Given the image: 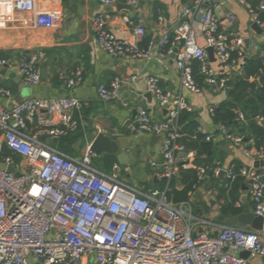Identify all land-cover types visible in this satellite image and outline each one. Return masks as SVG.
<instances>
[{"label":"built area","instance_id":"built-area-1","mask_svg":"<svg viewBox=\"0 0 264 264\" xmlns=\"http://www.w3.org/2000/svg\"><path fill=\"white\" fill-rule=\"evenodd\" d=\"M37 1L0 0V29L15 24L45 27L61 21L58 10H41ZM96 1L103 7L123 1L134 11L133 16L122 18L123 24L133 29V40L119 37L108 27L110 12L94 18L93 30L100 48L114 58L149 60L155 52L174 56L182 89L196 94L202 90L193 75L194 61L200 63L204 86L214 93H227L231 89L227 73L243 68L245 40L229 31L237 18L227 14L221 21L208 5L209 0H193L191 5L182 6L173 31L166 28V18L160 15V34L145 49L141 47L147 34L142 0ZM257 1L254 5L239 0L253 22L264 29L259 19L264 0ZM208 49L213 50L215 62H211ZM44 56L41 52L18 61L27 85L40 83V59ZM260 58L264 61V49ZM14 63L0 59V67ZM136 79L133 77L132 83ZM83 81V69L78 67L66 77V86L71 89ZM146 83L158 107L166 110V119L155 122L145 107L137 106L136 117L128 126L132 133L157 136L162 141L163 160L150 166L165 186L149 193L121 181L118 164L111 172L99 170L90 147L76 159L54 146V141L79 130L75 112L82 102L78 98H30L11 108L0 103V264H81L91 256L96 264H250L253 257L261 258L264 264L263 233L227 225L219 226L216 234L194 233L191 208L189 212L183 208L190 204H175L167 197L168 185L180 168L196 169V190L209 176L218 180L225 172V188L230 190L237 178H243L255 215L264 219V170L255 166L264 160V149L219 125L224 140L241 147L252 165L241 166L238 171L235 165L224 168L220 162L196 167V154L185 149L178 124L180 113H192V106L181 94L165 92L156 77H148ZM98 96L103 102L120 100L121 81L116 78L108 86L100 85ZM0 97H11V91L0 87ZM210 112L214 115L215 107ZM236 121H245L243 112L237 113ZM258 121L263 123L264 119ZM198 132L207 142L215 141V134L205 128L199 126ZM42 136L53 143L40 141ZM5 148L9 155L4 154ZM15 158L21 163L17 164ZM9 166L14 167V173L7 171ZM207 194L211 196L213 190ZM242 251L250 252L249 259L239 256Z\"/></svg>","mask_w":264,"mask_h":264},{"label":"crops","instance_id":"crops-1","mask_svg":"<svg viewBox=\"0 0 264 264\" xmlns=\"http://www.w3.org/2000/svg\"><path fill=\"white\" fill-rule=\"evenodd\" d=\"M192 2L193 0H142L147 34L141 47L145 49L151 39L158 38L161 31L158 23L160 15L166 18V28L173 31L178 24L182 6L191 5ZM125 5L123 1L114 6L103 7L96 0H38L39 9L58 10L62 14L61 21L45 27L25 28L21 24H15L0 29V53L6 54L7 60L15 61L11 66L0 67V87L11 91V97H0V103L6 108H11L30 98H78L82 107L75 112V117L80 122V128L67 139L62 149L56 148L72 158L79 159L90 147L88 134L106 132L122 149L141 152L144 156L141 164L131 166L127 172L121 171L119 179L144 193H149L164 184L156 179L154 169L150 166L151 162L160 163L163 160L162 141L159 138L158 141L152 142L154 136L132 133L128 126L136 117L137 106L145 107L155 122L166 119V110L158 107L154 97H148L146 80L148 77H156L165 92L181 94L188 101L193 108L192 119L199 126L215 134V142L220 144L216 155L223 157V162L219 159L217 162L224 168L234 163L240 166L252 165V161L243 155L241 147L224 140L218 132L219 125L214 123L210 112L212 107L231 98L229 91L214 93L207 86H203L201 92L196 94L182 89L174 56L163 57L161 53L155 52L149 60H133L128 56L114 58L100 48L93 30V20L106 11L112 15L108 27L119 37L133 40V29L123 24L122 18L133 16L134 11L126 10ZM208 5L213 7L221 21H225L227 14L236 16V22L229 31L233 36L244 38L245 62L260 57V50L264 49V29L262 34L252 30L250 24L253 19L246 7L239 0H209ZM41 52L45 55L40 59L41 81L35 86L27 85L17 63L22 58L30 59ZM78 67L83 69L84 81L70 89L66 86V77ZM213 67L221 71L218 64L213 63ZM227 74L233 81L238 76H243V68L231 69ZM133 77L137 79L132 83ZM116 78L121 81V99L101 101L98 87L102 84L108 86ZM250 82H255V78H251ZM125 102L130 105L124 106ZM96 158L99 157L94 155L95 166L106 172L98 167ZM259 168L264 170V167ZM122 173L126 174L127 178ZM218 181L222 186L226 180L222 176ZM214 183L208 177L188 201L190 205L183 207L186 212L191 208L194 233L204 231L216 234L219 231L221 225L217 217L221 215L219 206L224 200H218L219 194ZM156 184L159 188L155 189ZM178 187L181 188V185L178 184ZM209 190H213L211 196L207 194ZM199 203H203V206L198 210ZM236 203L242 209L244 205L254 206L245 184ZM211 212L212 215L209 214ZM207 214L210 217H206ZM239 227L253 230L247 226ZM260 232L264 234V229ZM249 263L262 264V259L253 257ZM81 264L96 263L91 256Z\"/></svg>","mask_w":264,"mask_h":264},{"label":"trees","instance_id":"trees-1","mask_svg":"<svg viewBox=\"0 0 264 264\" xmlns=\"http://www.w3.org/2000/svg\"><path fill=\"white\" fill-rule=\"evenodd\" d=\"M254 5L258 3L257 0H249ZM261 22L264 23V12L259 16ZM147 40V39H146ZM149 39L147 40V42ZM7 55L0 53V59H7ZM193 75L198 84L204 86V77L200 74V63L194 61ZM262 75L259 78V86L255 82H250L251 78H255L258 73ZM231 89L229 96L236 104L225 100L215 106L213 121L217 125L226 126L234 134L240 135L247 142L253 140L257 148L264 149V124L258 121V118L264 119V64L260 57L248 60L243 65V76H238L230 82ZM241 111L245 116V121H236L237 113ZM193 115L190 112L182 111L179 115L178 124L181 126V132L184 135V140H181L187 151H193L196 154L195 166L213 165L219 161L223 162V157H217L216 150L220 146L218 142L205 140V136L198 132L199 124L192 119ZM80 128V127H79ZM74 134V133H73ZM66 136L57 142L59 149H62L65 142L71 135ZM8 149H4V154L9 155ZM210 153V156L208 154ZM208 156V157H206ZM19 161V158H15ZM95 161L99 168L106 172H110L114 165L118 164L115 156L106 155L104 157L96 158ZM238 171L241 166L234 163ZM209 179L214 183L218 191V200H224L221 204L220 213L227 217L229 215L236 216L242 212V207H236L235 203L238 200L240 191L243 188V178L239 177L232 183L231 189L225 188V183L220 186V181L215 180L212 176ZM181 185V188L178 187ZM198 184L196 169L180 168L177 177L173 178L168 185L167 197L169 201L175 204L190 201L192 195L197 191L195 187ZM165 183L162 184V187ZM154 188H159L156 184ZM203 203H199L197 208L201 209Z\"/></svg>","mask_w":264,"mask_h":264},{"label":"water","instance_id":"water-1","mask_svg":"<svg viewBox=\"0 0 264 264\" xmlns=\"http://www.w3.org/2000/svg\"><path fill=\"white\" fill-rule=\"evenodd\" d=\"M124 8L132 12V8L130 5L126 4ZM250 26L252 30L255 31L256 33L258 34L263 33L262 28H260L255 22H251ZM207 52L211 62H215L213 50L208 49ZM261 75L262 73L259 72L258 75L255 77V83L257 86H259V78L261 77ZM148 97L151 98L152 94L149 93ZM228 101L236 104L232 98H230ZM88 136H89L88 142L90 143V149L92 153L97 157H101L104 155L115 156L117 158L118 164L120 165V169L122 172H127L131 166L134 165L137 166L142 163V158L144 156L141 155V152H137L133 150L127 151L122 149L120 144L117 141L113 140L108 135L99 132L98 134L89 133ZM158 140L159 137L154 136L151 141L155 142ZM40 141L42 142L46 141L48 144L53 143L52 139L50 138L46 139L44 136L40 137ZM245 142H247V140H245ZM208 156H210V153L208 154ZM255 166L264 167V160L256 162ZM7 171L10 173H14L15 169L13 166H9ZM15 174L16 176H19V173H15ZM224 174L225 172H223L222 176H224ZM206 217H210V215L207 214ZM217 221L220 223V225H227L232 227L247 226L255 231H262L264 229V219L262 217L255 215L254 206L250 207L249 205H244L242 212L236 216L229 215L225 217L223 215H219L217 217ZM239 256L244 259H249L250 252L242 251L240 252Z\"/></svg>","mask_w":264,"mask_h":264},{"label":"rangeland","instance_id":"rangeland-1","mask_svg":"<svg viewBox=\"0 0 264 264\" xmlns=\"http://www.w3.org/2000/svg\"><path fill=\"white\" fill-rule=\"evenodd\" d=\"M54 146H58L57 142L54 143ZM21 163V160L17 161V164H20ZM138 174V172H136ZM125 177H126V174L122 173ZM127 178V177H126ZM132 180V179H131ZM139 186L141 187V183L139 184ZM156 189V188H155ZM210 215H212V212L209 213Z\"/></svg>","mask_w":264,"mask_h":264}]
</instances>
